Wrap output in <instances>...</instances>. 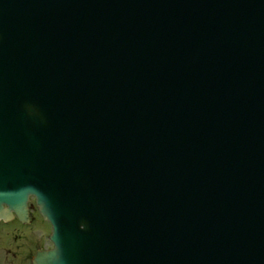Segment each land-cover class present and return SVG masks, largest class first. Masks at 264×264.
Returning <instances> with one entry per match:
<instances>
[{"label":"water","instance_id":"95a60500","mask_svg":"<svg viewBox=\"0 0 264 264\" xmlns=\"http://www.w3.org/2000/svg\"><path fill=\"white\" fill-rule=\"evenodd\" d=\"M127 2L0 0V218L36 196L34 264H264V0Z\"/></svg>","mask_w":264,"mask_h":264},{"label":"flooded vegetation","instance_id":"af4514ba","mask_svg":"<svg viewBox=\"0 0 264 264\" xmlns=\"http://www.w3.org/2000/svg\"><path fill=\"white\" fill-rule=\"evenodd\" d=\"M28 205L27 218L12 212L7 219H0V264H33L38 251L51 247L49 223L41 215L34 197Z\"/></svg>","mask_w":264,"mask_h":264},{"label":"rangeland","instance_id":"374dc122","mask_svg":"<svg viewBox=\"0 0 264 264\" xmlns=\"http://www.w3.org/2000/svg\"><path fill=\"white\" fill-rule=\"evenodd\" d=\"M50 228V231L52 230V227H50V224L48 225V229ZM49 244H51V242H48Z\"/></svg>","mask_w":264,"mask_h":264}]
</instances>
